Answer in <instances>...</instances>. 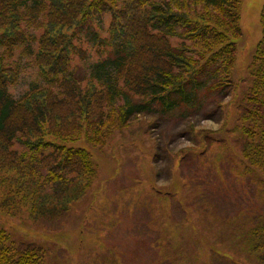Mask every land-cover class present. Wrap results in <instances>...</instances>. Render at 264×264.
I'll return each mask as SVG.
<instances>
[{
	"label": "trees",
	"instance_id": "trees-1",
	"mask_svg": "<svg viewBox=\"0 0 264 264\" xmlns=\"http://www.w3.org/2000/svg\"><path fill=\"white\" fill-rule=\"evenodd\" d=\"M241 5L242 0H0V216L11 219L27 208L37 217L47 188L67 177L79 182L80 193L86 191L96 167L90 152L77 147L80 141L102 147L135 114L167 115L183 104L193 106L198 91L229 87V104L246 105L236 120L240 155L245 171L257 174L264 199V4L261 38L242 89L231 81ZM104 15L110 23L102 37L91 25ZM29 29L40 34H27ZM82 29L99 57L85 84L70 70L73 57H88L74 42ZM17 50L32 58L46 86L16 100L8 87L18 72L8 61ZM250 225L219 238L234 241L251 264H264V225ZM14 243L0 228V264L41 262L39 254L18 252ZM165 249L161 259L172 264ZM180 258L173 256L174 264Z\"/></svg>",
	"mask_w": 264,
	"mask_h": 264
},
{
	"label": "rangeland",
	"instance_id": "rangeland-1",
	"mask_svg": "<svg viewBox=\"0 0 264 264\" xmlns=\"http://www.w3.org/2000/svg\"><path fill=\"white\" fill-rule=\"evenodd\" d=\"M263 4L242 0L241 38L231 78L241 89L261 38ZM109 23L110 16L104 15L91 26L103 37ZM76 36V46L88 57H73L70 70L85 84L99 57L84 29ZM177 42L171 39L173 45ZM8 64L18 72L16 84L8 87L14 99L46 86L32 58L20 50ZM231 98L230 87L222 93L198 91L193 106L183 104L163 116L133 115L102 147L80 141L77 147L90 152L96 167L87 190L80 193L79 182L67 177L47 188L37 217L24 208L14 218L0 216V228L18 252L39 254L38 264H171L161 259L162 246L172 264L177 260L173 256L182 258L178 264H251L234 241L219 238L231 229L264 225L258 177L245 171L243 140L236 132L238 114L246 105L234 108ZM165 228L168 240H163Z\"/></svg>",
	"mask_w": 264,
	"mask_h": 264
}]
</instances>
